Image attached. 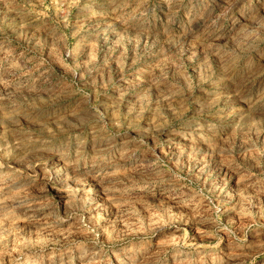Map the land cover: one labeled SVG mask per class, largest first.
Listing matches in <instances>:
<instances>
[{"label":"clouds","instance_id":"clouds-1","mask_svg":"<svg viewBox=\"0 0 264 264\" xmlns=\"http://www.w3.org/2000/svg\"><path fill=\"white\" fill-rule=\"evenodd\" d=\"M0 264H264V0H0Z\"/></svg>","mask_w":264,"mask_h":264},{"label":"rangeland","instance_id":"rangeland-1","mask_svg":"<svg viewBox=\"0 0 264 264\" xmlns=\"http://www.w3.org/2000/svg\"><path fill=\"white\" fill-rule=\"evenodd\" d=\"M181 139H182V137H181ZM179 143V141H177V144ZM173 147H175L176 145H172Z\"/></svg>","mask_w":264,"mask_h":264}]
</instances>
